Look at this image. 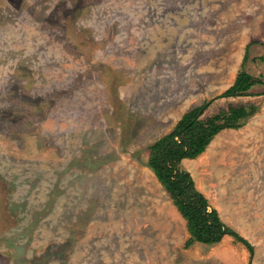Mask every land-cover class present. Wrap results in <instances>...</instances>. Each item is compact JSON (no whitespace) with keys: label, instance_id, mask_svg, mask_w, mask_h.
Segmentation results:
<instances>
[{"label":"rangeland","instance_id":"1","mask_svg":"<svg viewBox=\"0 0 264 264\" xmlns=\"http://www.w3.org/2000/svg\"><path fill=\"white\" fill-rule=\"evenodd\" d=\"M241 68L264 91V0H0V264H264V93L219 97ZM208 100L255 109L182 166L253 250L187 246L148 165Z\"/></svg>","mask_w":264,"mask_h":264},{"label":"trees","instance_id":"2","mask_svg":"<svg viewBox=\"0 0 264 264\" xmlns=\"http://www.w3.org/2000/svg\"><path fill=\"white\" fill-rule=\"evenodd\" d=\"M249 46L247 44V49ZM247 58L248 50L243 57V62ZM256 83L253 75L241 68L234 83L219 97L264 93V91L257 93L250 91ZM212 101H204L189 108L171 131L151 143L148 165L187 220L190 233L186 240L187 246L195 241L218 243L228 234L253 250L246 238L221 219L218 210L211 206L206 195L197 188L191 172L182 166L183 159L200 156L220 130L226 127L242 126L255 109L251 106L249 112L245 105L231 106L228 112L220 111L211 117L203 118V114Z\"/></svg>","mask_w":264,"mask_h":264},{"label":"crops","instance_id":"3","mask_svg":"<svg viewBox=\"0 0 264 264\" xmlns=\"http://www.w3.org/2000/svg\"><path fill=\"white\" fill-rule=\"evenodd\" d=\"M254 86V85H253ZM253 86L251 87V89H250V91L252 90V88H253ZM208 149V147L206 148V150ZM205 152V151H204ZM198 158H200V157H198ZM197 157L196 158H186L185 160L186 161H188V163H189V165H191V167H193V169H194V162H197V159H198ZM184 160V161H185ZM189 170V169H188ZM191 174H192V176H193V178H194V173L193 172H191Z\"/></svg>","mask_w":264,"mask_h":264},{"label":"water","instance_id":"4","mask_svg":"<svg viewBox=\"0 0 264 264\" xmlns=\"http://www.w3.org/2000/svg\"><path fill=\"white\" fill-rule=\"evenodd\" d=\"M247 111H249L248 107H246Z\"/></svg>","mask_w":264,"mask_h":264}]
</instances>
